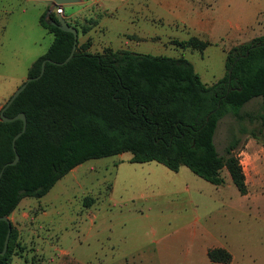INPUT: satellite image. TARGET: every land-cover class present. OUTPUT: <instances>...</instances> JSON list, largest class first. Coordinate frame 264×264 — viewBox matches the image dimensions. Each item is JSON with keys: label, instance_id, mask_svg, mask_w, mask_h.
I'll return each mask as SVG.
<instances>
[{"label": "rangeland", "instance_id": "374dc122", "mask_svg": "<svg viewBox=\"0 0 264 264\" xmlns=\"http://www.w3.org/2000/svg\"><path fill=\"white\" fill-rule=\"evenodd\" d=\"M43 2L0 0L2 103L51 41L37 20ZM62 8L80 29L77 42L88 40L89 52L125 48V28L142 26L151 38L134 42V49L183 56L206 84L225 72L224 49L264 34V0H80ZM195 11L210 20L211 34L187 26ZM190 36L215 42L198 49L158 41ZM260 102L254 96L240 111L264 114ZM258 121L227 113L213 136L219 153L232 134L239 136L244 193L225 168L224 181L214 184L185 165L172 170L156 160H131L129 151L89 158L40 197L20 200L16 210L29 214L18 222L24 250L12 264H210L205 251L212 246L225 247L232 264H264V125L259 129Z\"/></svg>", "mask_w": 264, "mask_h": 264}, {"label": "trees", "instance_id": "16d2710c", "mask_svg": "<svg viewBox=\"0 0 264 264\" xmlns=\"http://www.w3.org/2000/svg\"><path fill=\"white\" fill-rule=\"evenodd\" d=\"M46 9L37 20L52 38L31 61L25 76L36 75L44 57L64 59L71 47L72 33L51 24L48 19L56 20V12L53 9L45 16ZM172 42L198 49L210 43L196 36ZM88 44V40H76L64 63L45 61L40 76L27 81L3 110L7 116L22 111L25 127L14 139L16 162L4 165L0 173V215L7 217L0 219V248L9 226L0 264H10L12 256L24 250L8 218L19 200L40 197L89 158L129 151L131 160H156L172 170L185 165L214 184L224 181L220 170L225 168L237 191H246L235 152L239 136L231 135L223 153L216 150L213 136L227 113L236 120L258 119L259 129L264 125L262 111H240L254 96L260 97V108L264 107V34L224 49L225 72L209 84L201 81L183 56L110 46L89 52ZM20 128V118L0 119V168L13 158L11 138ZM239 129L255 137L252 128ZM205 253L211 262L226 263L231 258L222 246L208 247Z\"/></svg>", "mask_w": 264, "mask_h": 264}, {"label": "water", "instance_id": "95a60500", "mask_svg": "<svg viewBox=\"0 0 264 264\" xmlns=\"http://www.w3.org/2000/svg\"><path fill=\"white\" fill-rule=\"evenodd\" d=\"M47 1L50 3V6L46 9L45 16L56 5L76 3V2H79L80 0H47ZM48 21L51 24H54L55 26H57L58 28H60L62 30L70 31L72 33L71 47H70V50H69L68 54L65 56V58L60 60V61H55V60H52V59H50L48 57L42 58L41 61H40V66H39L38 73L36 75H34V76H29V75L25 76L22 79V81L10 92V94L7 96V98L4 100V102L0 106V119L1 120H11V119H15V118H20L21 119V128L11 138V146H12L13 150H14V139L20 134V132L25 127V116H24V113L22 111H19V112L15 113L12 116H7V115H5L3 113V110L9 105V103L19 93V91L25 86L27 81H29L31 79H34V78H37V77L40 76V74L43 71L45 61H49V62L56 63V64L64 63L65 61H67L71 57V55H72V53H73V51L75 49V46H76L77 29H76L75 26L69 24L67 22V20L65 19V17L61 13H56V20H54L52 18H49ZM229 71H230V68L228 69V73H229ZM17 158H18V154L14 150L13 158L11 160H9V161H6L4 164H2V166L0 168V173H1V170H2L4 165L13 164L14 162H16ZM0 219L7 220V217L5 215H0ZM8 234H9V226L7 227V230L5 232L3 243H2V246L0 248V254H2L5 251V249H6Z\"/></svg>", "mask_w": 264, "mask_h": 264}, {"label": "crops", "instance_id": "0c3cea01", "mask_svg": "<svg viewBox=\"0 0 264 264\" xmlns=\"http://www.w3.org/2000/svg\"><path fill=\"white\" fill-rule=\"evenodd\" d=\"M41 1H44L43 3H44V5H45V7L47 8V7H49V3L48 2H45V0H41ZM184 1H186V0H184ZM62 11H63V9H62ZM62 11L61 12H59V13H62ZM201 14H200V12H197V11H195V13L193 14V15H190L189 16V18H188V22H187V26L188 27H191V28H195L196 30H197V32L199 33V32H202V33H207V32H209V34H211V31H212V24L210 23V20H208V18L206 17V18H201V16H200ZM142 27V26H141ZM140 26H136V27H126L125 28V30H124V34L126 35V37H125V41H124V47L126 48V49H129V50H132V51H136V52H139L138 50H136V49H134L131 45L135 42L136 44H138V43H140V42H142V41H145V40H147V39H150L151 37L150 36H148V35H146V33H145V31L141 28ZM240 27L237 25V28L236 29H239ZM256 35V33H253L252 35H249L246 39H242L241 41H244V40H247V39H249L250 37H252V36H255ZM204 39H206V40H208V41H210L211 43L212 42H215V41H211V40H213V39H207V38H205V37H203ZM174 39V38H173ZM158 41H161V42H159L160 44H163V43H167V44H174L173 42H172V38H169L168 40H166L165 42H162V40H158ZM241 41H234L233 43H231V44H235V43H237V42H241ZM217 42V41H216ZM174 45H176V44H174ZM119 48V47H118ZM2 94L0 93V106H1V104H2ZM24 197H26V196H23L22 198H24ZM21 198V199H22ZM20 199V200H21ZM20 200H19V202H20ZM18 202V203H19ZM26 202V201H25ZM18 203H17V205H16V207L18 206ZM16 207L9 213V215H8V218H9V220L12 222V224H14L15 225V227L17 228V230H18V235H19V238H20V240H21V235H23V232L21 231L22 230V228H20V224L18 223V222H21V219H23V218H28V212L27 211H21V212H18V210H16ZM20 215V218L19 217H17V216H19ZM22 243V242H21ZM23 244V243H22ZM22 255L23 254H21V255H19V254H14L13 256H12V258H11V263L10 264H12V261H13V259H14V257L15 258H18L19 256H21L22 257ZM231 255V254H230ZM209 260V259H208ZM209 262H210V264H219V263H222V264H232V258H230V260L228 261V262H226V263H223V262H211L210 260H209ZM19 264H26L25 262H24V260H22V263L20 262Z\"/></svg>", "mask_w": 264, "mask_h": 264}, {"label": "built area", "instance_id": "2783aa9c", "mask_svg": "<svg viewBox=\"0 0 264 264\" xmlns=\"http://www.w3.org/2000/svg\"><path fill=\"white\" fill-rule=\"evenodd\" d=\"M54 10H55L56 13L61 12L62 11V5H56V6H54Z\"/></svg>", "mask_w": 264, "mask_h": 264}]
</instances>
